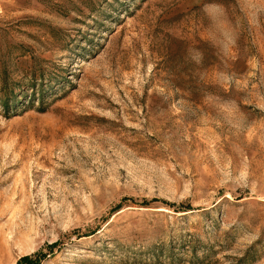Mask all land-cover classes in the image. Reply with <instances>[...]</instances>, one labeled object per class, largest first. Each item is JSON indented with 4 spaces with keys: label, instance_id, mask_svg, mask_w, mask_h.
Segmentation results:
<instances>
[{
    "label": "rangeland",
    "instance_id": "1",
    "mask_svg": "<svg viewBox=\"0 0 264 264\" xmlns=\"http://www.w3.org/2000/svg\"><path fill=\"white\" fill-rule=\"evenodd\" d=\"M56 241L264 264V0H0V264Z\"/></svg>",
    "mask_w": 264,
    "mask_h": 264
},
{
    "label": "trees",
    "instance_id": "2",
    "mask_svg": "<svg viewBox=\"0 0 264 264\" xmlns=\"http://www.w3.org/2000/svg\"><path fill=\"white\" fill-rule=\"evenodd\" d=\"M7 105V103L5 104ZM58 241L50 244H45L40 250L26 256L20 257L15 264H41V261L49 254L52 253L53 248L56 247ZM193 264V262H191Z\"/></svg>",
    "mask_w": 264,
    "mask_h": 264
}]
</instances>
